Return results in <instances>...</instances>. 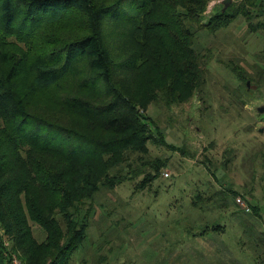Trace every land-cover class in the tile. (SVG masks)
<instances>
[{
  "label": "trees",
  "instance_id": "obj_1",
  "mask_svg": "<svg viewBox=\"0 0 264 264\" xmlns=\"http://www.w3.org/2000/svg\"><path fill=\"white\" fill-rule=\"evenodd\" d=\"M209 2L0 0V264L14 253L25 264H74L96 194L142 172L143 185L158 178L170 159L150 157V143L183 150L147 111L201 89L200 31L242 17L264 31V0L220 5L206 20ZM247 203L258 219L261 207Z\"/></svg>",
  "mask_w": 264,
  "mask_h": 264
},
{
  "label": "rangeland",
  "instance_id": "obj_2",
  "mask_svg": "<svg viewBox=\"0 0 264 264\" xmlns=\"http://www.w3.org/2000/svg\"><path fill=\"white\" fill-rule=\"evenodd\" d=\"M224 2L210 0L205 19ZM197 45L208 56L201 89L147 111L183 150L150 143V157L170 159L158 178L143 185L142 172L96 194L74 264H264V31H250L242 17L216 33L201 30ZM234 66L249 79L240 80ZM229 188L261 207L258 219ZM216 223L224 228L204 233ZM33 230L46 238L40 225Z\"/></svg>",
  "mask_w": 264,
  "mask_h": 264
},
{
  "label": "built area",
  "instance_id": "obj_3",
  "mask_svg": "<svg viewBox=\"0 0 264 264\" xmlns=\"http://www.w3.org/2000/svg\"><path fill=\"white\" fill-rule=\"evenodd\" d=\"M239 202L244 209H246L247 211H250V206L248 205L245 199L239 198ZM10 264H25V263L23 262V260L17 253H14L12 255Z\"/></svg>",
  "mask_w": 264,
  "mask_h": 264
},
{
  "label": "water",
  "instance_id": "obj_4",
  "mask_svg": "<svg viewBox=\"0 0 264 264\" xmlns=\"http://www.w3.org/2000/svg\"><path fill=\"white\" fill-rule=\"evenodd\" d=\"M231 3V0H225L224 4H225V7H224V10H226V8L230 5ZM248 84H250V82H248ZM258 111L260 113H264V105H261L258 107Z\"/></svg>",
  "mask_w": 264,
  "mask_h": 264
}]
</instances>
